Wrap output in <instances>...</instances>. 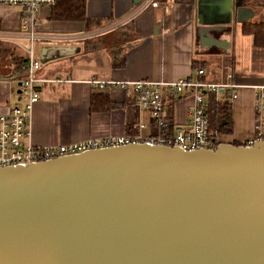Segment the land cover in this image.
<instances>
[{
	"label": "water",
	"instance_id": "water-1",
	"mask_svg": "<svg viewBox=\"0 0 264 264\" xmlns=\"http://www.w3.org/2000/svg\"><path fill=\"white\" fill-rule=\"evenodd\" d=\"M192 4L206 45L228 47L220 23L255 14L239 0ZM0 264H264V139L0 165Z\"/></svg>",
	"mask_w": 264,
	"mask_h": 264
},
{
	"label": "crops",
	"instance_id": "crops-1",
	"mask_svg": "<svg viewBox=\"0 0 264 264\" xmlns=\"http://www.w3.org/2000/svg\"><path fill=\"white\" fill-rule=\"evenodd\" d=\"M157 2L152 6L143 1L134 4L132 0H86L89 27L80 20L49 18L51 7L40 9L37 32L50 38L35 40L38 47L34 55L50 64L48 68L40 65L37 74L70 80L39 83V99L29 116L31 142L72 143L135 131L133 125L139 113L131 93L121 86L96 87L89 81L94 77L123 81L171 80L191 75L198 79L197 68L204 69L203 77L208 80L223 81L230 73L240 84L233 100L227 99L228 94L217 95L231 104L230 129L220 132L219 140L245 143L253 135L259 116L254 106V86L264 81V47L255 46L252 34L243 33L241 23L233 21L220 23L219 37L227 39L228 47L201 44L192 1ZM19 13L18 7L0 6V28L12 36L2 42V47L12 52L19 43L29 44L24 35L16 33ZM24 58L23 54L14 56L9 51L2 55L0 113L8 106L23 104L17 91L22 73L17 62ZM98 93L108 95L114 105L106 110H92L91 95ZM204 97L208 104L211 98L215 99L213 92H205ZM190 100L189 94L166 92L165 111L176 128L184 124ZM262 116L264 127V109ZM144 118L149 126L142 133L155 132L147 112Z\"/></svg>",
	"mask_w": 264,
	"mask_h": 264
},
{
	"label": "built area",
	"instance_id": "built-area-1",
	"mask_svg": "<svg viewBox=\"0 0 264 264\" xmlns=\"http://www.w3.org/2000/svg\"><path fill=\"white\" fill-rule=\"evenodd\" d=\"M56 0H0V6H14L19 8V25L16 33L24 35L29 41L28 45L18 44L14 56L23 54L25 58L20 62L19 98L22 105L8 106L5 112L0 113V165L28 163L44 160L61 154L78 152L84 149L125 144L131 142H149L155 144L177 145L183 149L200 147L213 148L218 143V135L212 133L210 121L206 112L208 101L205 92L217 95H227L233 100L237 96L240 84L233 79L232 74H227L223 81H212L203 77L204 69L197 68L198 79L191 75L179 76L171 80L142 78L136 80L117 81L113 79L92 78L90 83L99 88L121 86L131 93L133 102L138 108V118L135 122L134 132L122 135L109 134L103 137H92L72 143L61 144H35L31 142L29 116L34 103L39 99V83L42 81H63L70 78L40 77L37 72L41 65L40 60L34 55V41L50 38L47 34H38L37 21L42 7H51ZM147 5L155 6L157 0H142ZM141 1V2H142ZM12 38L9 32L0 28V51L2 42ZM23 52V53H22ZM2 56L0 55V62ZM254 94V106L259 112L258 121L254 124L253 135L247 139L246 144H251L256 139H264L262 110L264 108V81L257 84ZM166 92L189 94L191 100L186 106V119L184 124L175 127L165 111ZM144 112L150 117L155 132L142 133L143 128L149 126L144 118ZM28 140L25 141V138Z\"/></svg>",
	"mask_w": 264,
	"mask_h": 264
},
{
	"label": "trees",
	"instance_id": "trees-1",
	"mask_svg": "<svg viewBox=\"0 0 264 264\" xmlns=\"http://www.w3.org/2000/svg\"><path fill=\"white\" fill-rule=\"evenodd\" d=\"M49 18L57 20H80L83 21L84 25L87 27H89L90 22V18L86 14V0H56L51 6ZM241 28L243 33L252 34L253 44L255 46L264 47V22L244 21L241 23ZM7 51L11 50H6L2 47L0 55L2 56L4 53H7ZM10 53L12 54V52ZM18 63H20V61H18L17 64ZM113 105L114 103L110 100L108 95L102 93L91 95L90 108L92 110H106L111 108ZM206 112L208 115L209 113L213 115V120L210 119V128L212 133L218 135V133L230 129L231 104L227 99L211 98ZM232 143L239 144L241 142ZM242 144H246V142Z\"/></svg>",
	"mask_w": 264,
	"mask_h": 264
},
{
	"label": "rangeland",
	"instance_id": "rangeland-1",
	"mask_svg": "<svg viewBox=\"0 0 264 264\" xmlns=\"http://www.w3.org/2000/svg\"><path fill=\"white\" fill-rule=\"evenodd\" d=\"M190 1H192V0H190ZM246 3H247L248 6H251L255 10L254 16L252 18H250L249 20H247V22L248 21L264 22V0H246ZM37 47H38V42L35 43V50L36 51H37ZM12 51H9V52H12ZM14 53H15V51L12 52V55H14ZM40 63H41V65L44 66V68H48L49 66H47V65L50 64L45 59H42L40 61ZM13 95H15V94H13ZM208 117H209V121H210V124H211V120H213L212 119L213 115L211 113H209ZM219 134L220 133H218V135ZM220 141H223V140H220Z\"/></svg>",
	"mask_w": 264,
	"mask_h": 264
},
{
	"label": "flooded vegetation",
	"instance_id": "flooded-vegetation-1",
	"mask_svg": "<svg viewBox=\"0 0 264 264\" xmlns=\"http://www.w3.org/2000/svg\"><path fill=\"white\" fill-rule=\"evenodd\" d=\"M239 1H240L242 4L247 5L246 0H239ZM248 20H249V19H248ZM232 21H233L234 23L238 22L235 18L232 19ZM232 21H231V22H232ZM246 21H247V20H246ZM220 32H222V29H221V30H216L215 33L220 34Z\"/></svg>",
	"mask_w": 264,
	"mask_h": 264
}]
</instances>
